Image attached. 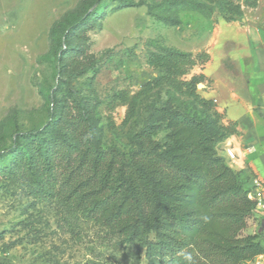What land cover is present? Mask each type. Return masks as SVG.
Instances as JSON below:
<instances>
[{"label": "trees", "instance_id": "16d2710c", "mask_svg": "<svg viewBox=\"0 0 264 264\" xmlns=\"http://www.w3.org/2000/svg\"><path fill=\"white\" fill-rule=\"evenodd\" d=\"M119 1V7L143 4ZM256 3L170 0L208 18L218 12L227 22ZM100 14L98 5L63 29L57 83L47 95L49 118L39 128L15 131L12 144L0 152V179L23 184L34 198L56 205L69 224L93 222L124 245L130 264H253L264 245L257 234L245 233L250 218L260 220L249 195L251 178L218 152L235 124L224 125L214 101L197 91L203 75L184 78L209 55L173 47L147 51L146 65L156 75L133 93L114 92L105 106L109 130L116 106H125L124 124L140 114L130 149L106 147L100 98L70 81L84 74L94 78L100 70L101 57L84 46L86 31L100 27ZM159 92L163 96L139 109L143 98Z\"/></svg>", "mask_w": 264, "mask_h": 264}, {"label": "rangeland", "instance_id": "374dc122", "mask_svg": "<svg viewBox=\"0 0 264 264\" xmlns=\"http://www.w3.org/2000/svg\"><path fill=\"white\" fill-rule=\"evenodd\" d=\"M133 1L143 4L119 7V0H0V152L12 144L15 131L39 128L47 122V95L57 83L63 29L98 5L102 6V14L95 22L100 27L86 31L84 46L87 53L101 57L100 70L94 78L84 74L70 81L84 91L93 90L100 98L98 112L104 126V145L130 149L128 138L137 128L140 114L124 124L125 106H116L110 112L114 128L109 130L104 117L108 113L106 103L114 92L126 89L133 93L156 75L146 65L147 51L164 47L194 51L208 24L204 22L208 17L184 4L175 6L170 0ZM258 5L264 8V0H257L255 7ZM170 15L179 23L170 24L161 18ZM209 18L216 21L222 17L215 12ZM192 69L185 79L191 78ZM88 82V89H84ZM197 84H202L197 87L200 93L205 78ZM157 96L163 93L143 98L139 109ZM245 233L257 234L264 245V226L260 220L250 218ZM0 264H130V261L124 245L104 235L93 222L69 224L59 207L34 198L25 185L2 178Z\"/></svg>", "mask_w": 264, "mask_h": 264}, {"label": "crops", "instance_id": "0c3cea01", "mask_svg": "<svg viewBox=\"0 0 264 264\" xmlns=\"http://www.w3.org/2000/svg\"><path fill=\"white\" fill-rule=\"evenodd\" d=\"M245 11L241 18L225 21L204 18L206 33L193 53L205 51L209 60L196 65L205 84L200 92L212 99L222 123H234L236 132L221 144L233 148L236 157L228 165L264 183V8ZM264 226V216L260 218Z\"/></svg>", "mask_w": 264, "mask_h": 264}, {"label": "built area", "instance_id": "2783aa9c", "mask_svg": "<svg viewBox=\"0 0 264 264\" xmlns=\"http://www.w3.org/2000/svg\"><path fill=\"white\" fill-rule=\"evenodd\" d=\"M225 157L228 160H233L236 157V154L232 147L225 146ZM251 188L252 191L249 195L254 199L255 203V216L261 218L264 216V183L261 182L259 179L251 178ZM253 264H264V253L257 255L254 260Z\"/></svg>", "mask_w": 264, "mask_h": 264}, {"label": "water", "instance_id": "95a60500", "mask_svg": "<svg viewBox=\"0 0 264 264\" xmlns=\"http://www.w3.org/2000/svg\"><path fill=\"white\" fill-rule=\"evenodd\" d=\"M202 86V84H197V87L199 88V87H201Z\"/></svg>", "mask_w": 264, "mask_h": 264}, {"label": "clouds", "instance_id": "9594fccd", "mask_svg": "<svg viewBox=\"0 0 264 264\" xmlns=\"http://www.w3.org/2000/svg\"><path fill=\"white\" fill-rule=\"evenodd\" d=\"M187 259H189V260H190L191 258H190V257H188Z\"/></svg>", "mask_w": 264, "mask_h": 264}]
</instances>
